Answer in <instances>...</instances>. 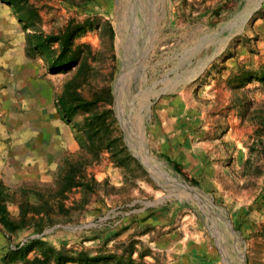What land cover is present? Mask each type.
<instances>
[{
	"label": "rangeland",
	"instance_id": "rangeland-1",
	"mask_svg": "<svg viewBox=\"0 0 264 264\" xmlns=\"http://www.w3.org/2000/svg\"><path fill=\"white\" fill-rule=\"evenodd\" d=\"M257 3L0 0V264H264Z\"/></svg>",
	"mask_w": 264,
	"mask_h": 264
},
{
	"label": "crops",
	"instance_id": "crops-1",
	"mask_svg": "<svg viewBox=\"0 0 264 264\" xmlns=\"http://www.w3.org/2000/svg\"><path fill=\"white\" fill-rule=\"evenodd\" d=\"M14 43H16L15 46V48H17L16 50H14L13 52L6 50L0 53V76L2 75V73L7 75L18 74L22 69V65L24 61V52L20 49L21 46L20 40H16V42ZM0 91H3V87L1 84H0ZM4 168L3 165L0 164V179L2 177V172L5 170Z\"/></svg>",
	"mask_w": 264,
	"mask_h": 264
},
{
	"label": "trees",
	"instance_id": "trees-1",
	"mask_svg": "<svg viewBox=\"0 0 264 264\" xmlns=\"http://www.w3.org/2000/svg\"><path fill=\"white\" fill-rule=\"evenodd\" d=\"M230 3H231V1H229V2H225L224 4H222V6H221V8H226V7H228L229 5H230ZM171 164H172V166L174 167V169L176 170V171H178L183 177H185V178H187L189 181H191V182H194V179H193V177L191 176V174L189 173V171L188 170H186L180 163H178V162H176V161H174V160H170L169 158H166ZM4 211H5V208H3L1 205H0V213L3 215L4 214ZM59 257H60V255H59ZM60 259V261H61V258H59ZM59 259H58V261L56 262L57 264H59L60 263V261H59Z\"/></svg>",
	"mask_w": 264,
	"mask_h": 264
},
{
	"label": "water",
	"instance_id": "water-1",
	"mask_svg": "<svg viewBox=\"0 0 264 264\" xmlns=\"http://www.w3.org/2000/svg\"><path fill=\"white\" fill-rule=\"evenodd\" d=\"M261 1H262V0H259V1H258V4L256 5V7L259 6V4L261 3Z\"/></svg>",
	"mask_w": 264,
	"mask_h": 264
},
{
	"label": "bare ground",
	"instance_id": "bare-ground-1",
	"mask_svg": "<svg viewBox=\"0 0 264 264\" xmlns=\"http://www.w3.org/2000/svg\"><path fill=\"white\" fill-rule=\"evenodd\" d=\"M258 1H259V0H258ZM257 4H258V3H257ZM254 8H255V7H254ZM254 8H253V9H254ZM253 9H252V10H253Z\"/></svg>",
	"mask_w": 264,
	"mask_h": 264
}]
</instances>
